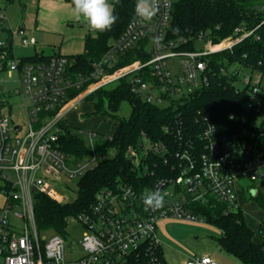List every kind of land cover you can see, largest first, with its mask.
Returning a JSON list of instances; mask_svg holds the SVG:
<instances>
[{
    "label": "built area",
    "instance_id": "obj_1",
    "mask_svg": "<svg viewBox=\"0 0 264 264\" xmlns=\"http://www.w3.org/2000/svg\"><path fill=\"white\" fill-rule=\"evenodd\" d=\"M171 14L170 0H156L148 18L132 21L93 64L92 72L74 80L66 76L69 60L65 55L40 61L15 55L17 37L23 46H34L37 41L24 29H11L0 3V192L5 197L0 207V264H169L156 236L160 219L197 221L202 216L196 207L212 200L226 205V212L237 211L240 194L246 196L240 188L244 179L251 184L247 187L249 197L253 189L259 190L264 181V71L229 65L236 73L232 85L240 95L236 104L241 114L230 113L228 130H222L209 115H202L196 130L185 131L177 124L175 128L163 127L165 133L174 135V146L142 132L138 144L128 147L126 158L131 171L143 180L138 185L119 180L101 188L91 207L74 217L84 226L83 252L76 259H67L66 251L73 243L68 244L65 235H41L35 193L69 202L64 196H54L52 184L68 187L114 153L100 147L112 132L96 131L84 136L80 132L88 147L82 158L63 150L61 123L67 121L72 107L92 92L125 78L130 79L132 93L148 103L168 106L181 101L210 83L213 68L205 58L232 50L237 41L254 32L243 30L239 38L218 44L200 37L197 41L204 42L202 48L193 45L180 50L166 40ZM134 46L141 49L144 59L116 68L119 57ZM175 55L181 57V73H174L167 64ZM243 68L250 74L240 78ZM8 80L16 82L14 89H6ZM238 81L242 87L237 86ZM85 84L81 93L68 98L70 90ZM15 106H21L24 117L14 112ZM198 123L203 125L201 131ZM209 124L215 131L206 137ZM157 189L166 193L163 207L145 210L142 194ZM185 264H214V260L204 255Z\"/></svg>",
    "mask_w": 264,
    "mask_h": 264
},
{
    "label": "trees",
    "instance_id": "obj_2",
    "mask_svg": "<svg viewBox=\"0 0 264 264\" xmlns=\"http://www.w3.org/2000/svg\"><path fill=\"white\" fill-rule=\"evenodd\" d=\"M7 1L12 3L15 0ZM68 1L72 3V0ZM170 1L172 14L166 40L180 50L192 49L200 37L218 44L239 38L243 30L254 32L237 41L232 50L220 51L205 58L213 68L210 72L213 74L210 83L188 98L168 106L148 103L134 95L129 78L102 87L86 96L85 99L93 105L92 114L109 116L117 122L111 138H103L100 143V147L114 153L78 180L77 196L73 201L61 203L45 193H35L34 210L39 229H51L65 235L68 219L87 211L101 188L119 180L138 185L143 178L131 171L126 151L129 146L138 144L142 132L152 140H165L172 145L174 135L172 132L168 134L163 131L165 125L175 128L177 124L185 131L194 128L196 130L199 128H196L197 119L202 115H209L222 130H228L232 123V120H229L230 113L241 114L236 104L240 95L232 85L236 73L229 70V65L259 68L264 71V0ZM110 3L114 6L117 22L109 31L89 34L83 53L66 56L69 60L66 76L75 80L80 75L90 74L93 64L110 49L112 42L124 33L132 21L140 17L137 14L138 0H116ZM184 39L186 42H183ZM51 55L37 52L25 59L48 60ZM119 58L116 68L130 65L144 59V56L141 49L134 46ZM260 63L262 65H259ZM222 67L226 69L225 72L221 71ZM86 86L85 84L81 89L70 90L68 98L76 97ZM123 102H128L131 106L127 118L118 115ZM199 126L201 131L203 125ZM61 127L60 142L63 150L77 158L87 155L88 147L80 132L74 130L68 120L62 122ZM244 199L255 202L264 210V192L261 190ZM195 210L221 230L217 239L219 247L234 255L239 264H264V220L253 227L247 222L242 208L226 212V205L216 200H212L209 205H199Z\"/></svg>",
    "mask_w": 264,
    "mask_h": 264
},
{
    "label": "rangeland",
    "instance_id": "obj_3",
    "mask_svg": "<svg viewBox=\"0 0 264 264\" xmlns=\"http://www.w3.org/2000/svg\"><path fill=\"white\" fill-rule=\"evenodd\" d=\"M57 1V0H55ZM116 0H109L113 2ZM5 8L8 24L15 32L24 29L27 35L31 33L36 38V45L23 46L20 38L15 39V55L17 57H28L35 52H44L45 54H54L52 46L59 47L64 37L74 36L77 30L83 29L90 34L95 35L90 31L87 25L83 22L76 21L75 19H66V16L59 17L55 25V30L51 31L50 26L46 28L41 27L38 17L39 0H15L8 2L7 0H0ZM153 10V9H152ZM149 10V14L152 12ZM148 14V15H149ZM68 16V15H67ZM203 41H196L195 48H202ZM57 49V48H56ZM149 50V46H146ZM181 57L175 55L168 59V65L175 73H181L180 68ZM250 74L248 68H243L240 72V78ZM16 82L8 80L6 89H14ZM238 87H242V81L237 82ZM0 96L2 94L0 93ZM167 105V104H165ZM14 112L24 117V110L21 106H15ZM131 112V106L128 102H123L119 110V117L127 118ZM91 113V114H86ZM93 113V105L86 99L79 101L67 114V120L73 129L84 133L89 131H96L99 133L110 134L116 126V120L109 116L95 115ZM78 180L72 181L68 187H57L52 184L51 188L55 197H66V200L73 201L77 196ZM248 179L240 182V188L246 194L243 197L240 194L241 208L245 214L247 222L256 227L257 224L264 220V210H262L255 202L245 200L249 197L247 187L250 186ZM5 197L0 192V207L4 205ZM197 221L179 220L173 217L162 218L158 221L156 236L160 241L162 252L165 260L169 264H185L186 261L194 257H201L209 255L214 260V264H239L237 258L222 250L217 242L221 235V230L204 217H199ZM21 226V222L17 221ZM84 232L83 224L74 217H70L67 221V228L65 239L68 244L73 243V248L66 251V258L73 260L76 259L82 252L81 239ZM55 234L54 230H42L41 235L49 238ZM1 261V260H0Z\"/></svg>",
    "mask_w": 264,
    "mask_h": 264
},
{
    "label": "clouds",
    "instance_id": "obj_4",
    "mask_svg": "<svg viewBox=\"0 0 264 264\" xmlns=\"http://www.w3.org/2000/svg\"><path fill=\"white\" fill-rule=\"evenodd\" d=\"M156 0H138L137 14L141 18H148L149 10L154 9ZM72 13L76 21L83 22L90 31L103 33L111 30L118 17L114 13V6L109 0H72ZM215 127L209 124L204 135L212 136ZM166 193L161 190H150L142 194L141 199L145 210H157L163 207Z\"/></svg>",
    "mask_w": 264,
    "mask_h": 264
},
{
    "label": "crops",
    "instance_id": "obj_5",
    "mask_svg": "<svg viewBox=\"0 0 264 264\" xmlns=\"http://www.w3.org/2000/svg\"><path fill=\"white\" fill-rule=\"evenodd\" d=\"M38 4V17L42 28L50 26L51 31L55 30V25L58 20L57 16L55 15L56 13L59 14V17L66 16V19H74L72 13L74 6L68 0H39ZM76 33L77 34H75L73 37H64L62 42L59 43V47H56L54 43L52 46V50L56 52L54 54L72 56L83 53L85 49L86 38L90 33L88 31H84L83 29L77 30ZM259 190L264 192V181L259 184Z\"/></svg>",
    "mask_w": 264,
    "mask_h": 264
},
{
    "label": "water",
    "instance_id": "obj_6",
    "mask_svg": "<svg viewBox=\"0 0 264 264\" xmlns=\"http://www.w3.org/2000/svg\"><path fill=\"white\" fill-rule=\"evenodd\" d=\"M21 32H23V29H21ZM255 193H256V190L253 189V190H252V195H254Z\"/></svg>",
    "mask_w": 264,
    "mask_h": 264
}]
</instances>
